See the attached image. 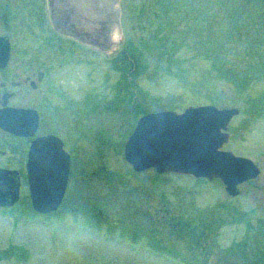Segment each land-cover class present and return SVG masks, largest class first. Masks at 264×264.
I'll return each mask as SVG.
<instances>
[{
  "label": "rangeland",
  "instance_id": "1",
  "mask_svg": "<svg viewBox=\"0 0 264 264\" xmlns=\"http://www.w3.org/2000/svg\"><path fill=\"white\" fill-rule=\"evenodd\" d=\"M114 10L107 46L48 32L66 41L53 43L54 57L68 56L59 70L78 73L56 115L74 172L56 211H34L27 188L0 209V264H264V0H115ZM199 105L238 109L223 149L259 174L236 196L218 178L138 172L125 159L140 116Z\"/></svg>",
  "mask_w": 264,
  "mask_h": 264
},
{
  "label": "flooded vegetation",
  "instance_id": "2",
  "mask_svg": "<svg viewBox=\"0 0 264 264\" xmlns=\"http://www.w3.org/2000/svg\"><path fill=\"white\" fill-rule=\"evenodd\" d=\"M114 3L0 0V190H18V201L0 209L13 207L22 191H29L30 152L37 141L48 136L59 138L70 158L64 200L74 172V155L67 144L66 125L56 115L68 105V98L63 96L68 88L79 87L73 82L78 83V73L59 70L67 67L68 56L54 57L53 43L63 45L59 43L66 41L54 39L48 32L54 29L61 37L94 47L103 39L107 46L103 35L112 23ZM48 150L49 146L41 144L37 157L46 158ZM39 164L44 162L40 160Z\"/></svg>",
  "mask_w": 264,
  "mask_h": 264
},
{
  "label": "water",
  "instance_id": "3",
  "mask_svg": "<svg viewBox=\"0 0 264 264\" xmlns=\"http://www.w3.org/2000/svg\"><path fill=\"white\" fill-rule=\"evenodd\" d=\"M237 108L214 105L189 106L182 112L164 110L141 116L124 146V156L135 171L154 168L158 173H176L197 179H220L228 195L239 194L238 186L259 174L252 159L223 149ZM4 126V125H3ZM6 127V126H4ZM10 127V126H8ZM12 129V128H10ZM49 146L46 158L37 157V147ZM40 160L44 164H39ZM70 158L55 136L36 142L28 160L30 203L34 211H56L65 195ZM18 201V190H0V207Z\"/></svg>",
  "mask_w": 264,
  "mask_h": 264
}]
</instances>
